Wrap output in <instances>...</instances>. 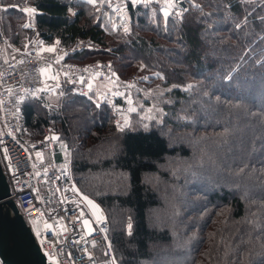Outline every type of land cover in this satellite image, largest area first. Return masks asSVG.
Instances as JSON below:
<instances>
[{"label":"trees","instance_id":"16d2710c","mask_svg":"<svg viewBox=\"0 0 264 264\" xmlns=\"http://www.w3.org/2000/svg\"><path fill=\"white\" fill-rule=\"evenodd\" d=\"M32 1L30 26L23 0H4L8 55L38 36L68 46L86 41L101 48L74 56L78 64L109 57L122 78L140 62L149 74L133 91L143 107L123 131L109 107L67 79L55 102L42 95L22 104L31 136L44 139L52 126L61 135L57 145L71 150L79 188L108 215L118 263L264 264V0H230L228 12L225 0H191L182 21L165 20L161 4H136L128 31L104 4L99 16V5L86 0ZM245 15L247 24L236 28ZM209 30L211 42L203 36ZM214 44L212 57L207 48ZM187 84L194 85L190 92ZM206 115L213 121L205 124ZM168 160L188 162L179 172L194 181L189 196H206L188 197L191 213L171 215L149 181L161 178L165 190L171 187L172 173L161 169ZM155 211L165 217L161 228Z\"/></svg>","mask_w":264,"mask_h":264},{"label":"built area","instance_id":"2783aa9c","mask_svg":"<svg viewBox=\"0 0 264 264\" xmlns=\"http://www.w3.org/2000/svg\"><path fill=\"white\" fill-rule=\"evenodd\" d=\"M140 2L166 6V0H137L136 4ZM190 3L191 0H173L171 8L174 11H169L168 16L177 18L189 10ZM103 4L119 26L128 29L132 22L130 8L136 4L132 0H103ZM19 7L37 12L32 0L23 1ZM5 8L4 0H0V15ZM6 44L0 18V164L10 185L11 200L17 204L47 263L119 264L106 211L79 188L70 158L52 161L45 158V153H57V142L51 138L38 142L29 139L22 104L27 97L33 96V92H47L67 79L77 83L82 94L95 96L99 107H109L114 124L117 126L119 122L125 127V119L130 118L133 105L132 92L139 87L143 77L137 72L122 78L110 59L78 64L72 59L74 56L101 48L86 41L68 46L61 40L59 44L56 41L46 43L38 36L25 48H17L13 55L7 54ZM49 47H54L55 51H48ZM42 68L48 69L47 74L41 73ZM52 75L57 79H51ZM20 96L24 99L19 100ZM44 133L45 137L54 135L51 127ZM84 196L99 205L98 212L94 214ZM97 215L103 219L97 220ZM85 219L91 222L93 231L89 232L84 226ZM45 222L52 224L54 230L45 228ZM0 264H6L1 256Z\"/></svg>","mask_w":264,"mask_h":264},{"label":"rangeland","instance_id":"374dc122","mask_svg":"<svg viewBox=\"0 0 264 264\" xmlns=\"http://www.w3.org/2000/svg\"><path fill=\"white\" fill-rule=\"evenodd\" d=\"M23 1H28V0H23ZM196 1V0H195ZM194 2V0H193ZM196 3V2H195ZM99 6L97 7V11H98V15L100 16V10L102 9V6H103V2H98L97 3ZM161 6V14L163 15L164 19L167 20L168 16L165 17L164 15V11L163 9L165 8V6L163 5H160ZM169 11L173 12L174 11V8H169ZM28 13V23L29 25L31 26V24H33V19H34V16L36 14V11H29L27 12ZM185 14H181L180 16H177V18L175 19H178V21H182V19L184 18ZM209 23V22H208ZM132 24V23H131ZM131 24H129L128 26L130 27ZM128 27V28H129ZM216 27V26H215ZM122 29H124L122 27ZM125 31V29H124ZM212 35V31H203V36L208 40V41H212L210 36ZM35 35H33L32 37H34ZM31 37V39H32ZM204 38V39H205ZM30 39V40H31ZM214 47H217L216 44L212 45V46H209L207 48V53L209 55H211L212 57L215 56V48ZM18 49H22V47H18ZM98 60H104L102 59L101 57H98L96 58ZM95 59V60H96ZM105 59H110L112 60L111 58L107 57ZM144 63H137V67L136 69L133 71L134 73H139L141 75V77H147L148 74V71L144 68ZM108 87H110V85H107ZM57 88H58V85H56L54 88H51L49 91L47 92H39L36 97H44L42 95H45L47 97V99L49 100H52L53 102H55L58 98V92H57ZM132 97H133V105L132 107H134L136 109L135 113L139 111V109H141L143 106L141 104H138L137 103L135 104V92H132ZM142 101V100H141ZM141 101L139 100V103H141ZM131 114H132V111L130 113V118L128 119V123H130V119H131ZM150 112L147 111V114L146 116H149ZM143 115V114H142ZM138 118H140V122L141 123H145L143 121H141V116L138 115ZM205 119V124H207L206 122H210V121H213V118L208 115H206L204 117ZM177 120V119H176ZM127 123V124H128ZM126 124V126H127ZM51 128L53 129V127L51 126ZM124 128V127H122ZM29 139L32 141V142H38L40 140V138H34L33 136H31V134L29 133ZM64 147V150L67 152H65V156L66 158H70L72 157V154H71V150H69L64 144L61 143V147ZM46 154V153H45ZM51 154V153H50ZM46 158L48 159V154L46 155ZM72 160V159H71ZM169 161V160H168ZM166 163V166L165 167H162V171L164 170L165 172H171L172 175H171V183H173L171 185L170 188H166L165 190V187L163 185V180L161 182V178H157V177H149V181H151L152 183V186L154 187H157L158 186V189L157 191L160 193V196L161 197V204L166 208L165 209H168V208H171L172 210L170 211L171 212V215L173 213L174 216L176 215H183L186 211V209H189L190 210V213L192 211V208L194 207L193 205L191 206L189 203V198L188 197H191V199H196V198H201L203 200L206 199V196L202 193L198 194V195H195V196H189V193H188V190L190 189V187L193 185L194 181L190 180V178H187L184 177L179 171H181L182 169H184L187 165H190L188 162H185V163H179L177 161H169ZM194 162V161H193ZM192 162V163H193ZM202 183V182H201ZM201 186V185H200ZM187 189V191H184V189ZM162 212V211H161ZM163 213H161V216L158 215V213L155 211V213H153V216H154V221L157 223V225H160L163 226L160 221H163L164 220V216H162ZM170 215V216H171ZM171 218H168L166 221L167 222H170L172 223L171 221ZM173 224V223H172ZM161 228V227H160ZM171 259H167V258H164L160 261L159 264H170ZM179 264V263H177Z\"/></svg>","mask_w":264,"mask_h":264},{"label":"water","instance_id":"95a60500","mask_svg":"<svg viewBox=\"0 0 264 264\" xmlns=\"http://www.w3.org/2000/svg\"><path fill=\"white\" fill-rule=\"evenodd\" d=\"M50 138L58 142L61 135L54 134L45 137V140ZM10 196V185L0 164V201ZM0 256L6 264H51L47 263L30 227L13 200H9L6 206L0 204Z\"/></svg>","mask_w":264,"mask_h":264},{"label":"snow or ice","instance_id":"6c2138e0","mask_svg":"<svg viewBox=\"0 0 264 264\" xmlns=\"http://www.w3.org/2000/svg\"><path fill=\"white\" fill-rule=\"evenodd\" d=\"M86 2H87L88 4H90V5L95 6L98 2H103V0H86ZM172 2H173V0H166V6H165V8L163 9L165 17H167V16L169 15V8L171 7ZM132 3H133V4H136V3H137V0H132ZM194 6L197 7V8H201V6L198 5V4H195ZM230 8H231L230 0H225V12H228V11L230 10ZM201 10H202V8H201ZM24 11H25V12L35 11V9L25 8ZM69 11L71 12L72 9H69ZM181 11H183V9H181ZM73 14H75V13H73ZM208 15H211V13H208ZM245 24H247V15L243 16L242 18H239L238 22L235 23V27H236V28H241V27H242L243 25H245ZM125 31H128V29L125 28ZM56 43L59 44V40H57ZM47 50H48V51H55V48H54V47H49ZM40 71H41L42 74H47L48 69H47V68H42V69H40ZM233 71H235V69H233ZM65 75H67V73H65ZM157 75H162V74H159V73H158ZM50 78H51V79H57V77H56L55 75H52ZM83 79H84V78L81 77V81H83ZM145 79H147V77H145ZM224 79H226V80L231 79V73H228V74L224 77ZM183 87L185 88V90H187V91L190 92V91L193 89L194 85H193V84H187V85H185V86H183ZM88 88H89V89L92 88V84H91V83L88 84ZM8 91H9V93L11 94V89H9ZM37 91H41V90L38 89ZM32 95H33V96H36L37 93H36V92H33ZM155 96L163 97V90H158V91L155 93ZM154 98H155V97H154ZM18 99H19V100H23L24 97H23V96H20ZM0 103H2V102H0ZM131 103H132V101L129 99V104H131ZM168 103L171 104L172 101L169 100ZM97 106H99V104H97ZM46 107H51V105H46ZM153 108H155V105H153ZM130 111L135 112L136 109H135L134 107H132V108H130ZM149 111L151 112L152 110L150 109ZM157 112H158V114L161 115V116L164 114V110H163L162 108L158 109ZM178 118L187 120V119H190L191 117L188 116V115H182V116H180V117H178ZM125 123H126V124L128 123L127 118L125 119ZM145 127H146V125H145ZM117 128H118L120 131H123V128L120 126L119 122H117ZM37 155L40 156L41 154H40V153H37ZM241 171H242V169H241ZM37 174H39V173H37ZM76 191H79V190L76 189ZM84 199H85V200L88 202V204L93 208L94 214H95L96 212H98V210H99V205L95 204V202H94L93 200L89 199L87 196H84ZM81 215H83V212H81ZM77 219H79V217H77ZM101 219H103V217L97 215V220H101ZM83 223H84V226L88 228L89 232L93 231V229L91 228V222H90L89 220L85 219V220L83 221ZM61 227L64 228V225H61ZM45 228L53 229V230H54V226H53L52 224L47 223V222H45ZM39 234H41V233L38 232V235H39ZM129 234H131V225H129ZM93 244H95V242H93ZM90 255H91V254H90ZM50 259L55 260V257L50 256ZM113 259H114V258H113ZM56 264H59V261H56Z\"/></svg>","mask_w":264,"mask_h":264},{"label":"crops","instance_id":"0c3cea01","mask_svg":"<svg viewBox=\"0 0 264 264\" xmlns=\"http://www.w3.org/2000/svg\"><path fill=\"white\" fill-rule=\"evenodd\" d=\"M104 87H106V85H104ZM57 153L55 154V155H53V154H50V153H46L45 154V158H46V155L48 154V160H50V161H52V160H54V159H56V160H58V159H62V158H66V156H65V150H64V147L62 146L61 147V145H57ZM67 153V152H66ZM47 159V158H46Z\"/></svg>","mask_w":264,"mask_h":264},{"label":"bare ground","instance_id":"6f19581e","mask_svg":"<svg viewBox=\"0 0 264 264\" xmlns=\"http://www.w3.org/2000/svg\"><path fill=\"white\" fill-rule=\"evenodd\" d=\"M9 200H11V198H10V197H8V198H5V199H3V200H1V201H0V204H3V205H5V206H6V203H7Z\"/></svg>","mask_w":264,"mask_h":264}]
</instances>
